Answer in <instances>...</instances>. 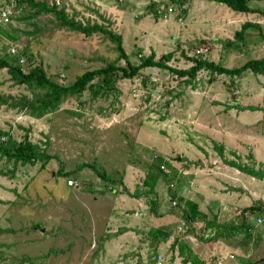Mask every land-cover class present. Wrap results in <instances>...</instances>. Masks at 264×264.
<instances>
[{
	"label": "rangeland",
	"instance_id": "obj_1",
	"mask_svg": "<svg viewBox=\"0 0 264 264\" xmlns=\"http://www.w3.org/2000/svg\"><path fill=\"white\" fill-rule=\"evenodd\" d=\"M10 1L9 16L11 12L14 17L4 29L16 38L7 40L0 35V51L5 55L12 53V48L15 52L25 51L26 55L20 57L24 71L39 64L52 79L69 84L85 70L116 60L115 42L106 34L95 32L85 36L61 26L51 13L23 19L27 14L26 5L16 6L13 0ZM150 1L47 0L48 4L55 2L58 7H64L68 15L77 21L96 22L120 34L132 63H139L140 54L147 56L153 52L158 58L172 52L168 64L186 69L193 64L191 58L196 57L193 50L201 45H208L209 51L200 58L226 68L238 67L249 59L264 56V14L237 13L214 1L189 0L184 6L175 4L182 9L183 21L176 18L160 20L151 12ZM7 2L0 0V7ZM250 6L263 9L264 0H250ZM246 21L253 26L247 29L244 41L236 39L233 46H225L223 40H234L235 32ZM30 54L32 56L28 59ZM118 64L124 65V61L120 60ZM144 78L146 83L142 82ZM116 86L119 93L113 92L107 97H94L89 90L81 96H69L58 109L41 118L0 103V129L8 131L18 141L27 134L30 141L40 144L41 149L52 156L44 168L39 161L32 165H14L12 161L0 157V264H153L158 252L165 264H182V254L176 248L173 251L171 247L152 250L154 241L147 233L153 223L149 216L140 225L145 229L138 236L141 248H137V254H134L135 250L126 255L115 254L109 249L103 253V235L108 227L107 222H103L100 206L110 204L108 200L111 201L118 191L115 196L123 193L131 199V211L136 209L141 214L151 213V199L156 200L159 215L160 212H165L161 215H169L170 208L176 207L171 204L172 192L178 193L183 186L184 191L178 194L194 202L192 192L206 182L203 178L191 179L194 175L187 168H193V163L203 165L204 176H213L208 184L212 193L207 191L209 199H215L219 194L230 196L232 204H229L227 219H231L236 209L238 214L239 210L257 202L264 204V178H255L231 165L228 161H236L235 156L223 151V159L214 148L213 141L218 140L215 143L222 144V140L229 137L224 129L219 126L216 131L207 132L204 130L207 128L199 124L180 126L188 123L187 120L197 121L199 114L203 115L206 111L204 116L213 127L216 115H210L211 111L230 113L234 118V110L241 108L249 90L264 86L262 75L246 70L239 76L231 77L202 69L197 71L194 79H186V76L180 78L167 69L151 66L142 68L138 75L130 79H119ZM237 89H240L239 94ZM0 95L18 98L21 95L32 97L33 93L24 84L15 83L6 68H0ZM200 105L205 109H200ZM241 110L238 123L231 128H228L229 117L224 116V127L231 135L237 133L243 138L253 136V144L256 145L254 153L264 159V109ZM252 121L256 123V130L255 124L251 127ZM200 128L202 132L198 130ZM170 132L185 141L173 140L170 144ZM1 140L5 141L6 137ZM190 141H196L195 144L206 152L203 162L194 160L189 163L183 159L185 155L191 157L192 150L191 154L186 150V142ZM176 145L183 157L179 156L181 152H175L173 157L164 153V150ZM247 146L250 152L252 144ZM155 154L157 158L153 157ZM160 162L166 164L169 172L161 170L153 189L147 193L143 180L150 173L155 176V168ZM248 162L256 169H264L258 168L250 159ZM85 163H91L95 168L84 166ZM79 165L84 167L80 169ZM170 165H173L171 169ZM172 167L179 175L175 182L171 179ZM199 169L200 166L194 171L199 174ZM95 170H103L106 177L112 180H103ZM61 171L69 175H60ZM71 171L75 172V176L69 173ZM124 174L128 178H123V183L128 181L129 189L119 188ZM68 179H74L77 185L67 186ZM110 186L119 189L112 191ZM137 191L140 197L135 195ZM138 198H142L140 207ZM237 198L247 200L239 202ZM182 208L170 216V222L175 225L174 238L178 235V223L185 228L186 221L189 226L182 216ZM114 209L119 211V204L116 203ZM204 211L205 216L211 219L217 208ZM218 215L219 212L217 221ZM236 217L238 221L240 215ZM246 219L250 221V218ZM261 219L260 225H253L251 240L239 234L207 241L201 235L204 225L201 220L193 222L191 231L188 232L189 227L186 232L195 239L181 235L178 239L192 251H197L203 261L211 259L213 262L218 256L228 258L226 264H243L245 258L264 264V217ZM170 222L166 224L167 228H170ZM255 231L261 235L260 242L256 241V244ZM127 242L130 243V239Z\"/></svg>",
	"mask_w": 264,
	"mask_h": 264
},
{
	"label": "trees",
	"instance_id": "obj_2",
	"mask_svg": "<svg viewBox=\"0 0 264 264\" xmlns=\"http://www.w3.org/2000/svg\"><path fill=\"white\" fill-rule=\"evenodd\" d=\"M8 3L10 0H7ZM17 5L24 3L27 8V14L23 16V19H33L40 15L41 13H51L58 20L59 24L63 27H66L72 31H76L89 36L95 32H101L106 34L112 41L115 42V49L118 52V56L115 61L107 63L105 66H100L93 69H87L84 72L78 74L75 79L69 84H61L47 73L46 69L39 65L35 64L28 67L27 71L22 69L21 63L18 61V58L15 56L5 55L0 51V68H6L7 72L10 74V78L18 84H24L26 87L31 89L33 93L32 97L27 95H21L18 98H15L11 95H0V103L7 104L11 108H18L20 110H26L27 113L35 118H41L45 114L50 113L58 109L61 103L68 98L69 96H81L85 90H89L93 96H105L115 92L119 93V89L116 86V82L122 78H132L135 75H138L140 70L145 67L156 66L159 68L167 69L171 73L176 74L177 77L182 78L186 76L189 79H194L197 71L199 70H209L212 74H228L229 76H239L244 73L246 70H251L254 74L262 75L264 77V56L260 58H252L247 60L245 63L238 67L226 68L219 63L214 61H209L207 59H202L200 56L191 58L193 64L186 69H177L168 64L172 59L173 53L168 52L162 54L160 57L156 58L155 53L151 52L149 55L139 56V63H132L123 47L122 36L115 33L113 30L105 27L102 24L96 22L89 23L82 21H77L74 17L68 15L64 7H58L55 2L48 4L47 0H13ZM189 0H171L174 4L178 3L180 6H184L185 2ZM214 1L219 4H223L228 8L232 9L235 12H244V13H260L264 14V8L260 7H251L250 0H208ZM151 12L156 17V11L154 8V3L150 4ZM14 17V16H13ZM250 21H246L242 24L241 28L235 32V39H224L223 43L225 46H233L234 41L237 39L239 41H244V37L248 28L252 27ZM257 26V25H254ZM0 35L6 38L7 40H14L16 35H11L8 33L4 27L0 26ZM235 46V45H234ZM237 46V45H236ZM20 54L26 55L25 51L20 52ZM32 55L30 54L28 59ZM9 58V59H8ZM11 59V60H10ZM120 60L124 61V65L118 64ZM97 79V80H96ZM142 82L146 83L145 78L142 79ZM6 137L5 141L0 140V157H4L6 161H12L15 165L16 163L20 164H35L36 161L41 162V168H44L46 163L52 159V156L49 155L45 149H41V145L34 143L28 139L27 134L24 135V138L20 141L14 139L8 131L0 129V139L1 137ZM46 142V141H45ZM45 147V143H44ZM214 148L223 156V147L214 143ZM249 158L251 157L248 155ZM231 165L239 168L245 173L258 178H264V169H256L253 165L236 163L235 161H228ZM161 163V162H160ZM90 164V165H89ZM84 166L93 167L91 163H85ZM79 165L80 169L84 166ZM155 176L148 174L143 183L147 186V193L151 192L154 187V181L161 174V169L159 165L155 168ZM171 169V165H170ZM98 177L103 180H112L106 177V173L102 170L96 171ZM171 172V170H170ZM75 176V172H69ZM158 173V174H157ZM60 175H69L67 173L60 172ZM153 177V179H151ZM175 198V200H174ZM171 204L175 201L176 206L174 209L171 208L170 211L181 209L182 216L189 222L185 221L186 227L181 231L175 238L170 247L172 251L176 248L180 254H182V264H204L205 261L200 259L190 247L185 245L178 236L186 235V232L191 231V224L193 222H198L201 220L204 225L201 228L204 237L203 239L207 241H214L217 239H224L226 237H231L234 235L243 234L245 239L251 240L253 231V225L258 217H264V204L257 202L254 205H250L239 210V215L242 217L240 222H223L220 223L217 221L216 217L208 219L205 214H202L198 210V205L195 202H192L188 199H184L183 196L179 195L177 192H172L170 195ZM177 200V202H176ZM1 202V200H0ZM151 212L156 211L157 202L156 200H149ZM183 203V204H182ZM250 218L248 221L246 218ZM189 218V219H187ZM255 227V226H254ZM1 231V230H0ZM255 244L260 242L261 235L258 231H255ZM150 236L154 239L155 246L158 244L159 240L166 239L170 232L160 228H152L149 230ZM257 241V242H256ZM161 244H159L160 246ZM160 250V248H158ZM186 251V252H185ZM189 252V254H188ZM187 253V254H186ZM216 260V259H215ZM208 261L212 262L211 259ZM244 261V263H243ZM243 264H259V261L251 260L248 258L243 259Z\"/></svg>",
	"mask_w": 264,
	"mask_h": 264
},
{
	"label": "crops",
	"instance_id": "obj_3",
	"mask_svg": "<svg viewBox=\"0 0 264 264\" xmlns=\"http://www.w3.org/2000/svg\"><path fill=\"white\" fill-rule=\"evenodd\" d=\"M237 13H244V12H237ZM251 13V12H249ZM254 14H260V13H253ZM263 21H264V16H263ZM258 26V25H257ZM251 28V27H250ZM247 91V90H246ZM237 93H240V89H237ZM236 93V94H237ZM249 96V97H248ZM234 99V98H233ZM214 99H212V102ZM189 104V103H187ZM210 106V105H207ZM241 108H239V110L241 111H245L249 108L253 109L254 111H261L264 109V86L260 89H250L249 92L246 94L245 98H244V104L240 105ZM190 107V105H189ZM215 107V106H213ZM192 108V107H190ZM193 109V108H192ZM200 109H205L203 108V106L200 105ZM239 110H234V112L236 113L234 118H232V116L230 115V113H222L219 111H211L210 115H216L215 119H216V123L215 126L213 127V124L209 123L208 120L206 119V117L204 115H206L207 111L205 113H203V115L199 114L198 120L197 121H188V123H183L180 126H188L190 127V124H195V125H202L205 126L207 129L204 130H208L209 131H216L217 128H219V126L225 130L226 135L229 136L227 139L225 137H223L222 139H226L225 141L222 140V144H217L215 143L216 141H213L212 143H215L217 145H220L223 147V151H227L230 154H232L233 156H235V162L238 163L240 162L239 160H241L240 163H246L249 165H252L248 162V159H250L251 161L255 162L257 164V166H259L258 168H264V159L263 157L258 158L257 154L254 153V149H256V145L253 144L254 142V137L250 136V137H246L243 138L242 136L238 137V134L235 133L234 135H231L229 133V131L226 129V127H224L225 124L224 121L222 120V118L224 116L229 117L230 119V123H228L226 121V123H228V128H231L233 125H236L238 123V114H239ZM232 112V111H231ZM183 120H185V118L182 117ZM176 120V118H175ZM240 124H242V121H239ZM254 127V130H256V123L252 121L251 123V127ZM202 128L198 129L200 132ZM209 137V134L206 133ZM173 140H178V141H185L183 138H177V135L170 132V144L171 141ZM212 140H215L212 138ZM247 141H252V143H248ZM196 143V141H194ZM195 143H193V141L191 142H186L187 146H186V150L189 154H191V157L185 155V157L183 158L185 160V162H189L192 163L194 160H200L201 162H203V154H205L206 152L204 151V149L202 147H200L199 145L197 146ZM252 144V148L250 149V152L247 151V145ZM214 146V144H213ZM167 148V147H166ZM170 152H169V151ZM185 150V149H184ZM185 150V151H186ZM190 150L191 153H190ZM175 152H181L180 149H178V146H172L171 148H167L166 150H164L165 154H170V157H173ZM250 155L251 157L249 158ZM179 156L183 157L182 152L179 153ZM194 156H196V158H194ZM225 158V154H223L222 158ZM223 158V159H224ZM188 160V161H187ZM233 161V160H230ZM201 163H199L198 165H193V168L190 167H185L187 168L188 171H190V174L194 175L193 178H191L192 180L200 178V179H205L206 182H204L203 184H201V186H199L198 189H196V191L192 192V197L194 198V202L198 204V209L200 212H203V214H206V211L204 210H210L213 208H217V213L219 212L218 218H219V222L223 223V222H230L235 220L236 215H237V209L236 211L233 213V216L231 217V219H227L226 216L229 212V201L231 200L229 195H225V194H219V197H216L215 199H209L208 198V193L207 191L210 189L208 188V184L209 181L213 178V176H204L203 175V165H200ZM173 166V165H171ZM201 167V169L197 170L199 172V174H197L196 171H194V169L196 167ZM211 168H208V170H210ZM128 174V172H126ZM192 177V176H191ZM123 178L124 180H126L128 178V175L124 174V177H122L121 179V185L119 186V188H125V189H129L128 188V184L123 183ZM179 178L178 172H176L175 170H173L172 167V172H171V179H174V182L176 181L175 179ZM153 179V177L151 178ZM144 184V183H143ZM67 185V183H66ZM170 185V184H169ZM68 186V185H67ZM144 187V186H143ZM183 186H181V190H179L178 193H182L184 191V188H182ZM108 188V187H105ZM110 188L112 189V191H116L118 190L117 188L115 189L114 187L110 186ZM145 188H147V186H145ZM177 188V187H176ZM118 193V191H117ZM116 193V194H117ZM211 193V192H210ZM115 194V195H116ZM139 196V191H137V193L135 195ZM212 194V193H211ZM113 195L111 198L112 200L108 202L110 204H105V205H101L100 207L102 208L103 212H102V219L103 222H107V226L105 229L106 232L103 235L104 236V245L102 246V252L106 253V251H108V249L110 251H112L115 254H123L126 255L128 253L131 252V250H135L134 254H137V248H141L139 246V240H138V236L141 232H143L142 229H145V226H142V228L140 227L141 223H145V218L152 217V219L150 218V220L153 222L149 225L148 229H147V233H149V230L152 228H160V229H164L170 232L169 236L166 238L167 240H159L158 244L155 246V242H154V246L152 248V250H157L158 248H160L161 250L167 249L170 247V244H172V242L174 241V236H175V229H174V223L170 222V216L171 214L174 215L175 213L173 211H170L169 215H161L162 213L164 214L165 212H160V215L158 214V212H146V214H142L137 211L136 209H132V211L130 210V201H129V197L127 198V195H124L123 193L118 194L117 196ZM130 197L131 194L129 193ZM134 194L132 196H135ZM145 195V194H143ZM217 195V194H216ZM140 197V196H139ZM192 197H188L189 199H192ZM110 199V198H109ZM131 200V199H130ZM247 200V199H246ZM246 200H240L237 198V201H241V202H245ZM249 200V199H248ZM138 206L140 207L142 202V198H138ZM117 204H119V211H116L114 209V206ZM204 204H207L204 206ZM205 207L207 209H205ZM171 209V208H170ZM174 209V208H173ZM149 211V210H148ZM213 213V217H217V213ZM143 215V217H142ZM145 215V217H144ZM136 216L140 217L137 218ZM156 216V217H154ZM157 217H160V219H156ZM144 220V221H142ZM170 222V228H167L166 224H168ZM109 223V224H108ZM179 224V223H178ZM177 224V225H178ZM176 225V226H177ZM165 226V227H162ZM116 232V233H114ZM150 236V234H149ZM190 238L191 240L195 239L194 237L188 236L187 234L184 235L183 237ZM151 238V236H150ZM130 239V243L127 242V240ZM154 241V239H152ZM144 244V243H143ZM142 244V245H143ZM159 244H161L159 246ZM146 245V244H145ZM144 245V246H145ZM143 246V248H144ZM104 250V251H103ZM141 251V249L139 250ZM195 254H197L199 256V253H197V251L193 250ZM218 258V256L216 257Z\"/></svg>",
	"mask_w": 264,
	"mask_h": 264
},
{
	"label": "built area",
	"instance_id": "obj_4",
	"mask_svg": "<svg viewBox=\"0 0 264 264\" xmlns=\"http://www.w3.org/2000/svg\"><path fill=\"white\" fill-rule=\"evenodd\" d=\"M152 2L154 3V8L156 11V17L158 19L168 20L171 18H176L178 21H183L182 9L177 8V6H175V4L173 2H171V0H152L149 2V4H151ZM8 6H12L11 1L9 3L7 2V4L4 5L3 7H0V26H2V27H5V25H7L8 22H11L10 18L14 16L13 14H11V12H10L11 16H9ZM208 51H209L208 45H201L199 47H196L193 50V54L195 56H202L204 54H207ZM11 52L12 53H10V54L8 53V55L9 56H16L18 58L19 62L21 60L20 57H24L22 54H20V51L17 50L15 52L14 48L11 49ZM21 65H22V63H21ZM1 139H4V137H1ZM153 157L157 158V155L155 154V155H153ZM159 167L162 171L169 172V169L167 168L166 164L160 163ZM66 183L70 186H76L77 185L74 179H68ZM172 204L175 205V201H173ZM241 218L242 217L240 216L238 218V221H236L237 220V217H236L234 222H239ZM261 222H262V219L260 217L256 218V220L254 222V226L256 227V226L260 225ZM176 228H177L178 234L184 230L183 224L177 225ZM230 256H232V255H230ZM226 261H228V258H225V259L216 258V260H214L213 262L205 261L204 264H226ZM153 264H165L164 258L160 252H158L157 257H155V261Z\"/></svg>",
	"mask_w": 264,
	"mask_h": 264
}]
</instances>
